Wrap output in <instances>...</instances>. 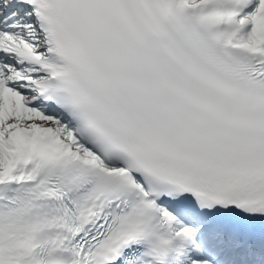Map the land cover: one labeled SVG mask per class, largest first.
Returning a JSON list of instances; mask_svg holds the SVG:
<instances>
[{
    "label": "snow or ice",
    "instance_id": "1",
    "mask_svg": "<svg viewBox=\"0 0 264 264\" xmlns=\"http://www.w3.org/2000/svg\"><path fill=\"white\" fill-rule=\"evenodd\" d=\"M0 264H264V0H0Z\"/></svg>",
    "mask_w": 264,
    "mask_h": 264
}]
</instances>
